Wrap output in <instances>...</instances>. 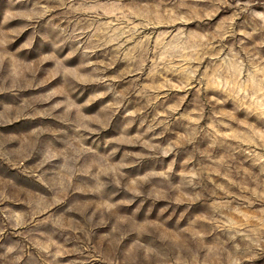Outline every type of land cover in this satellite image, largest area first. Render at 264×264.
I'll return each mask as SVG.
<instances>
[{"label":"rangeland","instance_id":"1","mask_svg":"<svg viewBox=\"0 0 264 264\" xmlns=\"http://www.w3.org/2000/svg\"><path fill=\"white\" fill-rule=\"evenodd\" d=\"M0 264H264V0H0Z\"/></svg>","mask_w":264,"mask_h":264}]
</instances>
